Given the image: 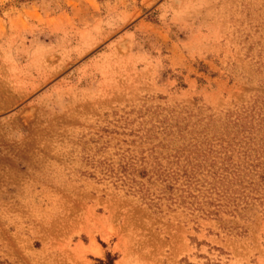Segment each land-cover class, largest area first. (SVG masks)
Returning a JSON list of instances; mask_svg holds the SVG:
<instances>
[{
    "label": "rangeland",
    "instance_id": "374dc122",
    "mask_svg": "<svg viewBox=\"0 0 264 264\" xmlns=\"http://www.w3.org/2000/svg\"><path fill=\"white\" fill-rule=\"evenodd\" d=\"M0 264H264V0H0Z\"/></svg>",
    "mask_w": 264,
    "mask_h": 264
},
{
    "label": "bare ground",
    "instance_id": "6f19581e",
    "mask_svg": "<svg viewBox=\"0 0 264 264\" xmlns=\"http://www.w3.org/2000/svg\"><path fill=\"white\" fill-rule=\"evenodd\" d=\"M123 43H124V42H123ZM125 47H126V46H125ZM125 47H124V48H125ZM122 49H123V48H122ZM125 50H126V49H125ZM123 51H124V50H123ZM123 51H122V52H123Z\"/></svg>",
    "mask_w": 264,
    "mask_h": 264
}]
</instances>
